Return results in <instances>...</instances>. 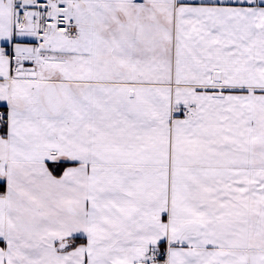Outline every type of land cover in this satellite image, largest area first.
Here are the masks:
<instances>
[{"label": "snow or ice", "instance_id": "obj_1", "mask_svg": "<svg viewBox=\"0 0 264 264\" xmlns=\"http://www.w3.org/2000/svg\"><path fill=\"white\" fill-rule=\"evenodd\" d=\"M0 264H264V0H0Z\"/></svg>", "mask_w": 264, "mask_h": 264}]
</instances>
